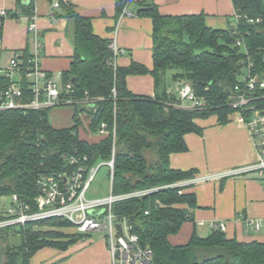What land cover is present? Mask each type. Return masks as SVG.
I'll return each mask as SVG.
<instances>
[{"label":"trees","instance_id":"1","mask_svg":"<svg viewBox=\"0 0 264 264\" xmlns=\"http://www.w3.org/2000/svg\"><path fill=\"white\" fill-rule=\"evenodd\" d=\"M126 1L117 0L118 11ZM232 2L239 17L237 25L229 29L208 26L203 13L163 15L152 0L141 2L138 13L152 21V65L148 68L135 61L114 67L111 40L93 32L90 17L58 0L53 16L72 17L75 23L73 60L61 73L62 81L72 85L69 98L88 97L95 110L77 102L68 104L75 108L73 123L60 128L50 122V108L0 110V195L15 194L36 210L38 177L70 173L78 166L88 168L108 160L115 123L112 192L157 188L118 201L113 207L115 215L130 221L134 232L151 249L150 264H264V242L227 238L220 229L206 236L194 230L183 244L169 241L170 235L192 219L181 205L196 206L194 193L183 191L190 185H173L192 178L195 170L172 168L169 155L187 150V133H202L197 119L215 115L218 123L225 124L232 114L248 120L251 107L264 113V87L243 90L248 78L255 76L258 82L264 79V0ZM32 7V0L22 6L30 19ZM8 15L7 11L0 15V39ZM23 57L25 64L30 55L24 53ZM169 73L175 86L189 84L201 104L181 106L179 96L169 88ZM140 74L152 76L153 95L128 89L126 77ZM10 83L0 74V91ZM237 85L250 98L245 107L232 105ZM81 112L88 114L81 117ZM101 122L107 123L109 134H96ZM70 156L77 162L71 164ZM6 211L0 210V220L7 218ZM42 226L51 228L44 230ZM70 227L72 223L62 217L0 227V264H30V257L43 247L66 249L85 235L61 231Z\"/></svg>","mask_w":264,"mask_h":264},{"label":"crops","instance_id":"2","mask_svg":"<svg viewBox=\"0 0 264 264\" xmlns=\"http://www.w3.org/2000/svg\"><path fill=\"white\" fill-rule=\"evenodd\" d=\"M32 1L30 19L22 6L28 5L31 0H0V10L9 12L3 22L0 39V69L6 68L15 54L23 62L25 53L35 55L40 67L50 77H60L62 81L61 73L69 68L73 60L74 19L53 16V12L58 11L53 3L58 0ZM63 1L72 4L77 13L91 18L95 34L114 40L118 49L115 57L113 54L116 66H126L135 61L151 67L152 21L150 17L138 13L140 3L145 0H127L120 11L117 0ZM152 1L163 15L203 13L206 24L212 28L229 29L237 25L238 17L232 0ZM124 8L131 14L124 15ZM30 21L35 23L33 31L28 28ZM19 75L15 74L14 79L17 80ZM126 83L133 93L154 94V81L150 74L128 75ZM196 123L202 127V133L192 132L184 136L187 150L169 155L172 168L195 170V177L251 166L257 162L259 148L256 140L248 127L238 120L237 114H232L225 124L218 123L215 115L197 119ZM262 130L264 132V126ZM183 191L194 193L196 206L188 208L181 205L188 209L192 219L185 221L177 234L169 236L172 244L187 242L194 230L200 236H206L217 229L214 225L220 222L226 226L223 232L227 238L264 242V175L257 170L192 183ZM58 262L110 264L105 236H98V232L93 231L66 249L43 247L30 257V264Z\"/></svg>","mask_w":264,"mask_h":264},{"label":"built area","instance_id":"3","mask_svg":"<svg viewBox=\"0 0 264 264\" xmlns=\"http://www.w3.org/2000/svg\"><path fill=\"white\" fill-rule=\"evenodd\" d=\"M53 5L57 7L58 2H54ZM122 13L124 15L131 14L126 8L123 9ZM0 15L5 16L6 11L0 10ZM236 16L239 17V15ZM256 21H259V18H256ZM28 28L30 31H33L35 23L30 21ZM109 47L112 49L115 57L118 49L114 40L110 42ZM112 64L114 67L116 66L114 58ZM0 71L1 74L11 80V83L0 91V110H41L68 105L73 102L88 106L92 111L95 110L93 100L88 97L82 100L69 98L68 94L72 91L71 83L62 82L60 77H50L40 67L35 55H31L26 63L23 64V62H20L18 55L15 54L9 60L8 66L0 69ZM15 74H20L17 80L14 79ZM256 85L264 87V79L258 82L255 76L248 78L243 90L254 89ZM235 89L238 90V94L235 100L232 101V105L234 107H245L250 102V98L246 95L245 91H240L238 85L235 86ZM112 93L115 95V89L112 90ZM178 95L181 101L180 105L183 107H194L201 104V101L195 96L189 84L181 86L178 89ZM250 109L253 110V113L248 120H245L242 115H238V120L248 127L253 138L256 140L259 148V157L255 164L225 172L195 176L176 182L173 185H191L196 182L220 179L252 170H257L264 175V132L262 130L264 126V113L253 109V107ZM79 115L83 117L85 112H81ZM109 132L106 122H101L96 127V134L99 136L107 135ZM111 133L113 145L111 156L108 160L100 161L88 168L78 166L70 173L40 175L37 179L39 192L34 199L37 209L31 210L30 205L22 203L13 194L11 196L13 203H11V206L6 211L7 218L0 220V227L24 224L28 221L50 217H62L69 220L78 233L103 232L110 255V264H150L152 258L151 249L146 244H144V247L140 245V241L142 240L134 232L133 224L125 217L116 216L113 207L118 201L145 195L157 188L133 190L122 194L112 192L115 123H113ZM85 158L84 156L83 159ZM68 159L71 164L77 162L74 156H70ZM102 164L106 165L109 169V194L103 197L87 198L86 192L94 179L97 169ZM92 211H95V213H91ZM145 213L148 214L147 211ZM214 226L222 231L226 227L223 222Z\"/></svg>","mask_w":264,"mask_h":264},{"label":"rangeland","instance_id":"4","mask_svg":"<svg viewBox=\"0 0 264 264\" xmlns=\"http://www.w3.org/2000/svg\"><path fill=\"white\" fill-rule=\"evenodd\" d=\"M9 62H7L8 65ZM247 72V68L244 69L243 75L240 76L243 79L244 74ZM169 88L178 96V87L171 81L170 77L167 79ZM75 108L72 105H63V106H55L50 107L49 110V120L55 127H68L72 125V115L74 113ZM88 112H85L84 117H86ZM109 180V169L106 165H100L97 169L93 181L90 183V186L86 192L87 198H97L103 197L109 194L110 187ZM12 203V199L10 195H0V210H7ZM38 228V227H35ZM42 229L46 230L51 227L42 226ZM54 229V228H53ZM65 230V228H61V231ZM68 232H74V227H70L67 230ZM104 235L103 232H98V236Z\"/></svg>","mask_w":264,"mask_h":264},{"label":"water","instance_id":"5","mask_svg":"<svg viewBox=\"0 0 264 264\" xmlns=\"http://www.w3.org/2000/svg\"><path fill=\"white\" fill-rule=\"evenodd\" d=\"M91 213H95V211H92ZM140 245H141L142 247H144V242H143V241H140Z\"/></svg>","mask_w":264,"mask_h":264}]
</instances>
